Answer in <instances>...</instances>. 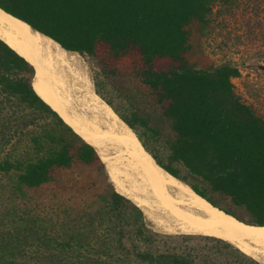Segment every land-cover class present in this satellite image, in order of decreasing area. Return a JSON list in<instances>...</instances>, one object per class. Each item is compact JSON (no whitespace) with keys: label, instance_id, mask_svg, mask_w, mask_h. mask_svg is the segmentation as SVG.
I'll list each match as a JSON object with an SVG mask.
<instances>
[{"label":"trees","instance_id":"16d2710c","mask_svg":"<svg viewBox=\"0 0 264 264\" xmlns=\"http://www.w3.org/2000/svg\"><path fill=\"white\" fill-rule=\"evenodd\" d=\"M214 1L0 0V8L88 56L106 78L131 82L123 94L128 115L104 100L155 163L225 213L264 225V121L235 94L233 70L196 69L185 56L186 26L204 23ZM33 76V66L0 39V171L14 172L18 187L58 192L59 234L39 239L47 264H261L215 236L154 231L114 191L95 149L35 92ZM85 167L105 183L97 202L71 193L75 169ZM64 195L80 206L62 208Z\"/></svg>","mask_w":264,"mask_h":264},{"label":"bare ground","instance_id":"6f19581e","mask_svg":"<svg viewBox=\"0 0 264 264\" xmlns=\"http://www.w3.org/2000/svg\"><path fill=\"white\" fill-rule=\"evenodd\" d=\"M0 39L33 66V89L96 150L115 190L157 226L221 238L264 262V225L226 214L156 165L132 130L89 91L90 80L81 76L72 54L1 8ZM79 89L85 92L81 97L74 94Z\"/></svg>","mask_w":264,"mask_h":264},{"label":"rangeland","instance_id":"374dc122","mask_svg":"<svg viewBox=\"0 0 264 264\" xmlns=\"http://www.w3.org/2000/svg\"><path fill=\"white\" fill-rule=\"evenodd\" d=\"M186 31L188 50L185 56L188 65L196 69L229 67L235 72L230 77L235 94L264 121V0H215L206 21L192 22L186 26ZM67 53L74 57L81 76L90 80L87 85L89 91L97 94L105 104L104 99L109 100L123 114L128 115L129 106L123 94L132 83L124 78H106L88 56L71 51ZM76 86L80 87L79 84ZM79 90L74 94L81 97L85 92ZM118 118L122 121L119 116ZM149 144L163 160L166 159V151L161 146L154 141H149ZM2 156L0 154V158ZM75 173L79 179L70 186L71 193L81 194L86 203L97 202L105 183L95 168H76ZM107 180L116 191L108 175ZM90 183L94 184L93 187L86 190ZM56 193L58 192L52 187L35 190L18 187L14 172L0 171V263L47 264L39 239L49 235L56 238L57 233L59 234L53 225L56 222V206L61 203ZM66 197L67 195L61 196L64 199L62 208L76 209L80 206L78 198L66 200ZM220 201L224 203L222 199ZM140 210L154 231L162 234H188L157 226L141 208ZM236 210L243 219L255 222L242 210ZM252 258L264 264L262 260Z\"/></svg>","mask_w":264,"mask_h":264},{"label":"water","instance_id":"95a60500","mask_svg":"<svg viewBox=\"0 0 264 264\" xmlns=\"http://www.w3.org/2000/svg\"><path fill=\"white\" fill-rule=\"evenodd\" d=\"M16 18V17H15ZM18 19V18H17ZM20 20V19H19ZM22 21V20H21ZM22 22H24V21H22ZM24 23H26V22H24ZM27 24V23H26ZM28 25V24H27ZM29 26V25H28ZM30 27V26H29ZM30 29L31 30H33L31 27H30ZM33 31H35V30H33ZM36 32H38V31H36ZM39 33V32H38ZM41 34V33H40ZM149 154V153H148ZM152 158V157H151ZM156 164V163H155ZM157 165V164H156ZM159 166V165H158ZM161 168V167H160ZM190 188V187H189ZM192 190V189H191ZM203 198V197H202ZM227 214V213H226Z\"/></svg>","mask_w":264,"mask_h":264}]
</instances>
